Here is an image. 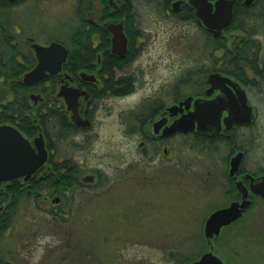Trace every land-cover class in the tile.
<instances>
[{"label": "flooded vegetation", "instance_id": "1", "mask_svg": "<svg viewBox=\"0 0 264 264\" xmlns=\"http://www.w3.org/2000/svg\"><path fill=\"white\" fill-rule=\"evenodd\" d=\"M50 1L0 0V264L73 214L80 253L106 213L177 194L181 163L213 212L246 206L207 243L264 204V0H74L53 34Z\"/></svg>", "mask_w": 264, "mask_h": 264}, {"label": "rangeland", "instance_id": "2", "mask_svg": "<svg viewBox=\"0 0 264 264\" xmlns=\"http://www.w3.org/2000/svg\"><path fill=\"white\" fill-rule=\"evenodd\" d=\"M73 3L74 0L50 1L52 34L61 23L75 26ZM184 164L179 167L177 194L162 193L154 195L151 204L127 205L126 221L118 211L106 213L97 227L82 230L84 236H92L81 237L80 253L74 245L80 231L77 216L73 214L60 230L55 222H47L44 231L35 230L30 236L31 249L27 252L24 248L23 252L26 263L178 264L185 257L196 259L212 245L213 253L227 264H264V204H258L234 227L223 230V237L216 244H208L203 225L214 210L209 207V200H217L219 195L207 192L202 178H198L197 164L189 172L183 168ZM44 220L41 218L40 223ZM119 235L123 238L117 239ZM90 246L96 248L93 258L84 252L91 251Z\"/></svg>", "mask_w": 264, "mask_h": 264}, {"label": "water", "instance_id": "3", "mask_svg": "<svg viewBox=\"0 0 264 264\" xmlns=\"http://www.w3.org/2000/svg\"><path fill=\"white\" fill-rule=\"evenodd\" d=\"M211 20L213 21V18H211ZM59 49L64 54L61 57L62 58L61 60H63L66 51L59 44L52 42L50 47L47 48V51L58 52ZM35 73L36 71H33L29 73L27 76L34 75ZM40 163L41 161L38 162L37 160L35 162L29 163L33 165V168H31V170L35 169L38 165H40ZM13 166H14L13 164L0 161V174L14 171L16 168H14ZM253 188L256 193H258L259 195H261V197L264 198V177H262L260 181L253 186ZM245 207L246 206L233 205L231 207L212 212L206 219L203 229V234L204 237L207 239V241H209L213 236H217L221 227L237 220L242 212V210H240L239 208L244 209ZM208 244L210 243L208 242ZM185 264H223V263L218 257L213 255L212 247L210 245V250L202 254L198 260Z\"/></svg>", "mask_w": 264, "mask_h": 264}, {"label": "snow or ice", "instance_id": "4", "mask_svg": "<svg viewBox=\"0 0 264 264\" xmlns=\"http://www.w3.org/2000/svg\"><path fill=\"white\" fill-rule=\"evenodd\" d=\"M0 135H2V134H0Z\"/></svg>", "mask_w": 264, "mask_h": 264}]
</instances>
